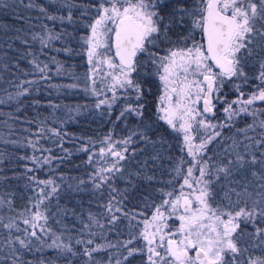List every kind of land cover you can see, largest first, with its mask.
Wrapping results in <instances>:
<instances>
[{"label":"snow or ice","instance_id":"obj_1","mask_svg":"<svg viewBox=\"0 0 264 264\" xmlns=\"http://www.w3.org/2000/svg\"><path fill=\"white\" fill-rule=\"evenodd\" d=\"M4 6H9L7 0ZM90 7L92 19L80 41L89 66L84 91L104 97L95 107L105 106L107 115L122 101L117 119L134 116L140 127L127 138L106 136L96 152H90L91 141L78 149L90 152L89 164L93 156L103 160L87 180H79L76 190L107 195L101 205L106 224L89 213L75 240L78 247L58 236L48 247L66 264H264V0H98ZM67 19L71 22L72 16ZM39 39L45 42V37ZM65 51L71 54L72 49ZM33 63L40 78L48 80V65ZM56 70L65 74L60 65ZM149 77L160 82L153 124L146 123ZM15 86L20 90L15 96L9 93V100L28 93L23 84ZM229 86L236 98L226 102L222 93ZM214 99L224 105L222 122H213ZM161 121L167 129L160 127ZM239 121L245 127L238 128ZM225 129L233 134L225 135ZM167 130L180 139L181 155L169 171L170 179L158 188V198L138 193L133 176L139 173H127V186L118 187L117 181L126 176L122 162L129 158L128 146L140 140L164 149ZM50 131L63 139L56 129ZM156 131L160 135L153 139ZM117 144L122 147L117 149ZM31 146L37 148L34 142ZM31 159L40 166L52 162L36 155ZM245 172L252 179L241 182L237 177ZM28 180V187L35 185L29 207L17 212L10 199H0V209L7 206L15 213L7 219L0 215V227L7 229L0 239V264H31L23 259L24 252L39 251L35 246L50 232V205L45 201L59 189L51 179ZM138 194L139 206H130V197ZM121 224L129 229L125 239H120ZM111 233L116 243L109 239Z\"/></svg>","mask_w":264,"mask_h":264},{"label":"trees","instance_id":"obj_2","mask_svg":"<svg viewBox=\"0 0 264 264\" xmlns=\"http://www.w3.org/2000/svg\"><path fill=\"white\" fill-rule=\"evenodd\" d=\"M97 2L98 0H23L21 3V0H7L9 6L5 7L4 0H0V100L3 101L0 103V199H10L17 212L29 207L30 198L35 195L32 190L35 185L28 187V177H35L37 180L51 179L59 189L50 202L45 201L49 203L51 212L48 236L43 238V243L35 246L39 251L34 248L32 252H24L23 259L31 264H40L41 261L44 264H66L63 256L50 249L48 244L58 236L62 242H71L74 247H78L75 240L80 238L79 231L82 230V224L87 222L89 213L97 215L101 223L106 224L101 215L104 212L101 205L107 200V195L94 197L90 191L79 192L76 187L80 179L87 180L88 175L95 170L94 165L100 167L103 164V160L97 162L95 156L93 163H88L90 152L98 151L102 139L108 135L113 140L127 138L133 129L140 127L134 116L128 117L127 121L117 119L122 101H118L112 108L111 115H107L105 106L99 109L95 107L98 99L104 97H96L84 91L83 77L89 66L80 41L87 35L86 25L92 19L93 9L90 5ZM28 4L33 7H28ZM40 8L45 11H40ZM84 9L89 13L87 16L82 15ZM69 15L72 16L71 22L67 19ZM49 16L56 19H49ZM60 17L64 19L61 20ZM189 24L190 20L185 27ZM173 28L175 30V26ZM41 36L45 37L43 44L39 39ZM48 36L53 39L48 40ZM57 36L59 39L55 38ZM66 48L72 49L71 54L65 51ZM33 61L41 66L48 65V80L40 78L41 74L37 72ZM58 65L62 66L65 74L57 73ZM74 76L80 79H74ZM145 83L150 89L146 123L153 124L157 118L160 82L155 77H149ZM16 84H23L28 93L9 100V93L15 96L20 90ZM68 84H76L77 87H63ZM249 90L245 88L246 92ZM222 95L226 96V102L236 98V93L230 86L224 89ZM223 106L221 103L218 105L214 123L223 121ZM247 122L250 123L251 118ZM160 127L167 129L162 121ZM237 127H245V122L239 121ZM51 129L59 131L63 139L53 135ZM232 134L225 129V135ZM159 135L160 132L156 131L153 139H157ZM164 135V149L140 140L128 146L129 158L122 162L126 176L125 180L117 181L118 187L123 189L127 186V173H139L138 176H133L138 193L158 198V188L170 179L169 171L174 167L176 158L181 155L177 134L167 130ZM236 138L242 139L239 134H236ZM90 141L94 144V147H90V152L78 151L81 146L89 145ZM33 142L37 144L35 150L31 146ZM116 147L119 149L122 145L117 144ZM41 149H49L50 152ZM33 155L50 158L52 162L50 165L40 166L32 161ZM156 155L161 158L153 159ZM146 176H152V181L145 179ZM245 178L252 179L249 172L237 177L241 182H245ZM68 185L72 187L69 188ZM141 198L139 194L130 197V206L138 207ZM0 215L7 219L15 213L9 212L5 206L0 209ZM96 231L103 229L97 228ZM119 231L120 239L127 238L129 229L126 225L121 224ZM6 232L7 229L0 227V239ZM109 239L116 243L115 233L109 234ZM97 242L105 243L99 238ZM109 252L114 253L116 249H110ZM100 257L104 259L105 254L101 253ZM136 264L141 262L137 260Z\"/></svg>","mask_w":264,"mask_h":264},{"label":"rangeland","instance_id":"obj_3","mask_svg":"<svg viewBox=\"0 0 264 264\" xmlns=\"http://www.w3.org/2000/svg\"><path fill=\"white\" fill-rule=\"evenodd\" d=\"M109 95H111V93H109ZM214 100H215V99H214ZM215 102H216V103H215V108L217 109V107H218V105H219L220 103H219L218 101H216V100H215ZM215 122H217V121H215Z\"/></svg>","mask_w":264,"mask_h":264},{"label":"flooded vegetation","instance_id":"obj_4","mask_svg":"<svg viewBox=\"0 0 264 264\" xmlns=\"http://www.w3.org/2000/svg\"><path fill=\"white\" fill-rule=\"evenodd\" d=\"M215 103H216L215 100H213V104H214V105H215ZM215 113H216V108H215Z\"/></svg>","mask_w":264,"mask_h":264}]
</instances>
